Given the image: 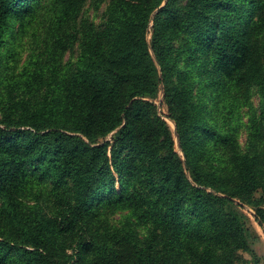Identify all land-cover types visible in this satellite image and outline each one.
<instances>
[{
    "label": "trees",
    "instance_id": "trees-1",
    "mask_svg": "<svg viewBox=\"0 0 264 264\" xmlns=\"http://www.w3.org/2000/svg\"><path fill=\"white\" fill-rule=\"evenodd\" d=\"M89 1L0 0V264H264V0Z\"/></svg>",
    "mask_w": 264,
    "mask_h": 264
},
{
    "label": "rangeland",
    "instance_id": "rangeland-1",
    "mask_svg": "<svg viewBox=\"0 0 264 264\" xmlns=\"http://www.w3.org/2000/svg\"><path fill=\"white\" fill-rule=\"evenodd\" d=\"M98 0H90L87 7H86V14L91 17V19L96 23L100 24L102 21L103 13L105 11L106 5H102V8L100 10L95 7V4L97 3ZM77 48L73 52H71L69 55L67 54L66 59L68 60L71 57L75 56L77 54ZM256 104L258 103V99L255 100ZM245 112V110H244ZM245 136L242 137V141H245ZM250 219V227L253 231V233L260 239L261 241H258L259 244H257V248L259 250V253L264 257V234L262 230L259 228L257 223L254 222V220L249 217ZM244 257L247 262L241 263V264H252L251 263V257L248 254H244Z\"/></svg>",
    "mask_w": 264,
    "mask_h": 264
}]
</instances>
